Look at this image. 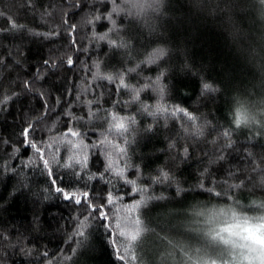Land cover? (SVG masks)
Wrapping results in <instances>:
<instances>
[{"label": "trees", "instance_id": "16d2710c", "mask_svg": "<svg viewBox=\"0 0 264 264\" xmlns=\"http://www.w3.org/2000/svg\"><path fill=\"white\" fill-rule=\"evenodd\" d=\"M74 2L0 0V29H10L0 31V56L8 65L0 69V77L6 78V93H20L0 111V264H121L108 229L98 219H90L91 235L83 247L72 243L74 226L77 220L83 221L86 208L56 190H94L96 196L111 191L122 200L108 205L105 211L110 214L139 199L138 195H129L131 186L119 177L109 172L99 177L107 163L103 149L90 150L85 171L79 165L64 168L53 164L54 175L60 177L53 184L34 150L20 143L22 128L32 122L36 126L32 138L38 144L51 136L59 137L71 127L84 133V142L91 145L102 138L100 134L107 128L106 109L134 116L137 121L133 126L135 142L129 148L132 167L126 176L136 179L135 166H139L143 177L138 185L148 183L147 178L158 175L161 168L174 177L171 184L151 186L154 195L169 199L154 201L144 210L142 218L153 231L146 234L141 254L144 264H165L161 257L172 252L174 258L167 264H179L180 254L168 241L185 247H204L203 238L194 231L202 227L193 224L195 213L233 203L198 187L204 169L209 170L202 181L205 187L210 186L209 175L214 182L239 183L245 172L256 176L251 169L264 158V128L259 124L236 127L233 122L238 103L254 113L264 112V5L260 0H163L159 11L145 8L137 14V9L126 5L125 0H116L126 10L112 14L119 31L108 32L113 25L104 16L113 7L111 0H79L80 6L72 7ZM94 15H101L102 19L87 23ZM10 20L25 27L11 30ZM69 25H75V30ZM52 31L58 35L48 36ZM105 32L109 39L129 42L130 54L97 39ZM161 47L168 50L166 57L156 64L140 63ZM69 57L74 61L71 66L66 63ZM45 59L55 67L44 65ZM96 61L103 62L101 70L106 74L136 68V72L128 73L126 82L137 87L165 71L166 96L160 102L185 108L199 117L197 124L204 134L194 135L192 122L182 114L152 117L143 113L140 102H131L128 90L117 91L115 83L93 79ZM37 76L43 79L34 80ZM26 80L34 81L33 92H25L22 81ZM203 83L220 91L205 92ZM89 86L93 91L87 90ZM35 89L46 94L48 106L53 109L49 116L42 115V102ZM88 101L92 102L90 106ZM115 101L121 103L114 107ZM141 101L154 106L159 96L153 91L142 92ZM90 109L96 112L92 119L87 115ZM37 117L42 119L37 121ZM148 125H154L151 132L144 131ZM229 130L231 148L226 147L228 139L222 135ZM113 135L109 134V138ZM183 147L189 149L186 159L181 157ZM57 148L61 163L68 162L71 152L65 144H53L52 149L45 150V158ZM221 154L225 159L213 163ZM33 160L36 164L30 163ZM119 166L123 167L124 162ZM228 170H234L235 176L228 178ZM93 174H97L96 178L89 180ZM177 183L189 191L176 196ZM215 190L235 192L248 215L264 214L249 211L256 208L253 201L264 202V187L258 178L253 184L246 182L242 190H229L224 185Z\"/></svg>", "mask_w": 264, "mask_h": 264}, {"label": "snow or ice", "instance_id": "6c2138e0", "mask_svg": "<svg viewBox=\"0 0 264 264\" xmlns=\"http://www.w3.org/2000/svg\"><path fill=\"white\" fill-rule=\"evenodd\" d=\"M113 5L110 12H107L104 18L111 20L113 27L108 30V32L116 31L115 20H112L113 13H119L125 11L116 3V0H111ZM261 5H264V0H260ZM125 4L130 6V8L137 9V14L142 12L145 8H152L154 11H159L163 4V0H125ZM79 0H75L72 7H79ZM2 15V13H0ZM102 19L101 15H94L92 19H89L87 23L94 24L96 21ZM11 30H19L24 28V25H18L14 21L10 20ZM66 23V21H65ZM69 27L75 30V25H69ZM10 29H0V31H9ZM108 32L100 34L97 36L99 40H106L108 45L117 51L125 50L126 54H130L132 45L120 38L109 39ZM36 35H40L36 33ZM48 36L58 35L57 32L52 31L47 34ZM94 36L96 34L94 33ZM73 45H75V40H73ZM168 55V50L165 48H157L153 52L147 55V59L141 60V64H156L158 61L163 59ZM4 57L0 56V69L7 68L8 65L3 63ZM44 65H50L55 67V65L45 59L42 62ZM66 63L71 66L74 61L71 57L66 60ZM102 61L94 62V68L96 69L93 74V79H103L110 83L116 84V89H126L131 93V102H140L142 107L141 111L149 116L155 117L157 114L169 113L172 116L182 114L187 118L188 121L192 122L193 133L196 136H202L203 129L197 124L199 117L189 113L187 109L172 106L169 107L164 101L166 96L167 85L163 83L165 79V71H159L155 80H149L142 83L139 87L131 85L126 82V76L128 73L136 72V68H128L123 72H118L115 74H106L101 70ZM139 67V65H137ZM40 70L37 69V72ZM5 77H0V111H3L9 101L14 97H18L20 93L11 91H4V80ZM35 79H43V76H37ZM23 88L25 92L34 91V81H22ZM202 88L205 92L215 93L219 92L218 87H214L210 83H203ZM88 91H93L91 86L88 87ZM36 94L39 96L42 106H43V116H49L53 109L48 106V101L45 99V93L35 89ZM146 91L156 92L159 96V101L154 106H149L143 104L141 101V93ZM78 98V97H77ZM59 100V98H56ZM89 106L91 101L87 102ZM120 101L114 102V107L119 105ZM106 116L104 117L107 128L105 132L101 133L102 137L97 142L93 144H86L84 142V133L79 130H74L68 127L67 130L62 133L59 137L51 136L47 141H40L38 144L33 138L32 134L36 132V126L34 123L29 122L21 130V136L23 140L20 142L27 147L34 150L37 155L38 160L42 162V165L47 169L49 177L52 179V183L55 184L60 177L54 175V170L52 165L56 164L64 168H75L77 165L80 166L81 171L87 169V161L89 159L90 150L94 148H101L104 151V156L106 159V167L104 172L99 173V177L103 178L105 172H109L116 177H119L124 181L125 184L131 186V191L129 195H138L139 199H134L131 204H123L122 208L117 212L110 214L105 209L108 205H116L120 203L122 197L119 195H114L113 192L108 191L106 195L96 196L95 191H80V192H64V189L57 188L58 192H62L65 199L73 200L76 204H83L86 208V212L83 214V221L77 220V225L74 226V234L70 239L72 243L76 244L77 247H83L88 240L91 233L88 231L92 227L90 219L95 218L103 223L102 227L108 229V235L111 237L112 247L116 253V258L121 262V264H144L143 255V245L146 234L152 232L153 230L147 227L142 214L149 205L154 201L167 200L169 197L164 195H154L151 192V186L155 184H171L174 182V177L171 175L170 171L164 170L163 168L158 170V175L148 177V183H140L138 185V180L142 179L143 173L139 166H135L136 179H130L126 176L128 168L132 167L129 164L131 159L129 156V148L135 142V129L133 126L137 123L134 116H122L118 112H114L110 109H106ZM71 117L70 113H66ZM89 119L96 117V112L89 110L87 113ZM259 117V118H258ZM42 117H37V121H40ZM77 120H82L83 117H77ZM234 124L236 127L240 126H254L259 124L261 128H264V112L254 113L250 111L249 108L244 106L242 103H238L234 111ZM154 125H148L144 131L151 132ZM109 134H114L113 138H109ZM223 137L228 139L226 147L231 148L232 142L230 139L231 131H224L222 133ZM129 136L132 138L130 139ZM72 137L77 138L76 140L71 139ZM122 141V142H121ZM53 144H65L69 146L68 151L71 155L67 156L66 163H61L58 158L59 148L55 152L50 154L49 158H45V150L52 149ZM174 147V145H170ZM252 154L249 153V156ZM189 156V149L183 147L181 157L186 159ZM225 159L224 155H219L217 161L213 163H218ZM124 162V166L120 167V162ZM31 164H36V161H30ZM264 158L261 159L260 163L254 164L251 169L252 173H256V176L248 175L246 172L243 174L244 178L239 180V183H228L227 180L223 182H214L212 177L209 175L208 183L209 187H205L202 182L203 177L209 172L207 168L204 172L200 174L201 182L198 187L210 193L211 195L218 198H226L232 200L231 205H226L223 208H213L200 210L195 213V215L200 218L198 223L202 225L194 231L198 232L203 238L205 246L202 248L196 247H185L179 244H173L172 241H168V244L173 248L175 252L180 254L179 264H264V214L259 215H248L245 213L243 207L241 206L238 199H236L235 192L226 193L222 191H216L215 188L218 185H224L229 190H242L247 184H253L255 179H259V185L264 187ZM259 170V171H258ZM14 171V169H13ZM234 170H228V178L235 176ZM97 174L88 176V179H95ZM189 191V189L181 188L180 185L176 184L175 195L180 196L183 192ZM94 200H103L104 203H95ZM255 209H249V211H258L264 213V202L257 204ZM91 209V211H87ZM123 213V214H121ZM2 236V234H0ZM78 238V239H77ZM6 239V238H5ZM166 239V238H165ZM73 252L76 249H72ZM47 257L48 253H43ZM173 253L169 252L161 257L165 264L169 259H172ZM63 259L68 260L71 257H64ZM51 264V262H49Z\"/></svg>", "mask_w": 264, "mask_h": 264}, {"label": "rangeland", "instance_id": "374dc122", "mask_svg": "<svg viewBox=\"0 0 264 264\" xmlns=\"http://www.w3.org/2000/svg\"><path fill=\"white\" fill-rule=\"evenodd\" d=\"M201 210H205V209H201ZM200 218H198V217H196L195 219H194V221L195 222H193V224L196 226V225H198L199 223H198V220H199Z\"/></svg>", "mask_w": 264, "mask_h": 264}]
</instances>
